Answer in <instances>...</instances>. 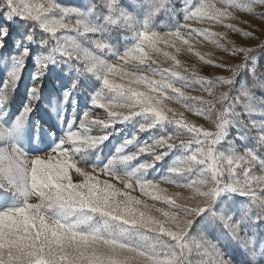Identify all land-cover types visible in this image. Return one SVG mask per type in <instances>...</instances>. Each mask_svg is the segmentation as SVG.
<instances>
[{"label": "snow or ice", "instance_id": "obj_1", "mask_svg": "<svg viewBox=\"0 0 264 264\" xmlns=\"http://www.w3.org/2000/svg\"><path fill=\"white\" fill-rule=\"evenodd\" d=\"M99 2V8L90 4L80 9L60 0H0L6 21L18 17L32 25L24 36L26 45L34 41L37 29L42 34L34 83L10 126L3 117L30 47L14 57L0 85V191L19 201L0 210V264H235L194 226L222 227L250 254L259 255L250 232L264 222V108L258 106L264 101L253 88L264 87L256 63L264 39L231 21L237 20V11L256 14L264 0H182L183 22L162 31L153 22L171 9L172 0H143L142 20L121 0ZM258 16L264 19V12ZM200 24L227 31L195 26ZM116 27L133 33L134 44L123 51L106 38ZM229 32L257 43L240 46L228 39ZM8 36L9 27H0V48ZM195 39L214 45L230 59H213L195 50ZM182 53L226 74L201 75L195 65L180 59ZM59 62L68 63L77 77L91 74L100 87L89 94L91 108L78 121H69L48 151L32 155L10 137L22 131L41 99L49 65ZM245 69L253 77L252 87L237 86ZM78 85L73 79L64 92L65 103ZM169 101L183 111L169 107ZM97 109H103V115ZM185 112L202 117L208 126L186 119ZM132 120L137 131L106 163H86L89 154L118 131L117 124ZM233 126L250 135L248 146L222 147ZM153 129L159 134L140 139ZM170 154L164 173L149 177L148 170ZM137 189L141 197L131 194ZM226 194L247 201L238 219L224 207L217 210ZM249 264L259 261L254 256Z\"/></svg>", "mask_w": 264, "mask_h": 264}, {"label": "rangeland", "instance_id": "obj_2", "mask_svg": "<svg viewBox=\"0 0 264 264\" xmlns=\"http://www.w3.org/2000/svg\"><path fill=\"white\" fill-rule=\"evenodd\" d=\"M60 3L80 9H85L89 7L90 4H96L98 8L100 7L99 0H60ZM121 3L137 20H142L144 16L143 0H121ZM181 7L182 0H172L171 9L157 15L154 19L153 27L156 30L162 31L181 24L183 22V12L180 11ZM261 12H264V7H257L255 10L256 14L237 11L234 13L237 16V20L231 22L245 31L253 32L256 37L264 39V19H260L258 16ZM2 26L9 27V36L5 40L4 47L0 48V85H2L6 79L7 71L11 67L14 57L18 55L24 46L31 48V55L25 61L19 81L15 85V90L11 93L7 102V116L3 117V119L5 124L10 126L23 109L28 100V89L34 83L33 73L36 71V62L40 52L37 41L41 38L42 34L39 32V29H37L34 41L26 45L24 36L32 25L27 21L20 20L18 17L15 18L14 21H6L3 12H0V27ZM195 26L209 28L211 31H227V29L222 26L214 24H200ZM106 38L109 40L110 44L119 51L125 50L126 47L132 46L135 42L133 40V33L129 29L121 27L113 28L107 33ZM228 39L235 41L240 46H255L257 43L256 41H251L234 32L228 33ZM192 43L195 50L201 53H210L213 59L219 57H224L226 60L230 59L221 50L210 43L200 41L199 39L193 40ZM180 59L188 66L195 65L201 75L212 77L226 74L221 69H216L211 65H205L191 53H182ZM232 62L237 61L232 60ZM256 63L257 74L264 76V49L258 50ZM73 79L79 80L78 89L73 93L72 97L69 98L68 102L65 103L64 92L71 87ZM100 83L101 82L91 74L77 77L75 70L66 62L50 64L48 71L43 77L41 99L37 101L32 114L22 126V131H16L10 139L17 142L26 152L32 155L43 154L48 151L54 143L65 134L68 122L73 120L78 121L83 112L91 108L89 94L99 88ZM253 83V77L247 69L241 72L237 77L238 87H243L245 85L252 87ZM253 91L260 101H264V87H254ZM191 94L198 95L200 93L191 92ZM73 99L75 100V104L72 103ZM168 103L169 107L176 111H183L180 105L170 101ZM258 106L264 108V103ZM96 111L100 115L104 113L103 109H97ZM184 117L189 120H194L197 123L204 124L206 127L208 126L207 121L202 117L194 116L192 113L185 112ZM168 127L170 128L171 126ZM115 128L118 129V131L113 130V134L108 140L89 154L86 163H95L98 165L106 163L112 153L115 152L116 147L120 145L126 137L131 136L137 131V122L136 120H132L123 124H117ZM156 134H159V129L141 133L140 139L148 140ZM250 143V135H246L243 128L233 126L228 129L227 138L222 147L228 148L234 146L236 148H243ZM172 158L173 154H170L168 157H165L163 161H160L155 169H149V177L163 174L171 163ZM161 187H165L169 191L179 190L176 189L174 185L169 184H161ZM131 194L141 197L139 189ZM143 198L146 199L148 203H152L149 198ZM222 199L225 203L224 205H220L218 201L217 210H219L220 207H224L227 214L232 215L234 219H238L241 215L243 206L247 203L245 198L236 194H226ZM14 203H19V201L14 199L11 194L0 191V210L8 208ZM194 231H202L208 239L214 241L219 246L227 257L235 261V264H249L254 256L255 259L259 261V264H264V222L257 224L250 232V234L254 233V247L256 253H259V255L255 253L250 254L248 249L243 247L238 241L232 239L222 227L208 228L200 226L197 228L194 226Z\"/></svg>", "mask_w": 264, "mask_h": 264}]
</instances>
